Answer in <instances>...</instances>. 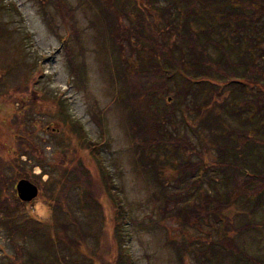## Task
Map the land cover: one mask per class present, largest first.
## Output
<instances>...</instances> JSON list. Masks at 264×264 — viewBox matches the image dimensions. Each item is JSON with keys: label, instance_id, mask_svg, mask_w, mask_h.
Listing matches in <instances>:
<instances>
[{"label": "rangeland", "instance_id": "rangeland-1", "mask_svg": "<svg viewBox=\"0 0 264 264\" xmlns=\"http://www.w3.org/2000/svg\"><path fill=\"white\" fill-rule=\"evenodd\" d=\"M119 1L124 6L117 13V8L112 9L106 0H0V176L8 180L22 176L21 179L30 180L40 189L37 198L25 202L16 190L21 179L10 183L3 192L10 199L14 214L25 222L40 225L44 229L42 232L54 236L53 205L58 199L55 196L54 202H50L48 187L54 183L55 193L62 188L59 166L64 157L62 146L68 138L71 145L78 148L87 174L96 183L101 181L100 167L84 148V143L95 145L97 150L103 148L101 154L113 174L116 189L105 191L102 187L103 192L98 190L102 232L98 223L92 228L101 235L100 246L97 238L90 237L79 252L70 254L66 251L68 242L78 237L73 232L65 234L60 230L61 240L52 239L54 264H68L63 258H75L83 261L81 264H117L121 249L116 235L120 215L118 202L125 207L122 231L126 245L123 248L132 264H203L198 256L201 248L205 249L207 244L210 248L211 241L224 236L235 238L250 255L260 256L259 249L264 252V202L256 209V195L250 205L242 200L223 211L231 220V226L250 228L240 234L227 231L225 222L185 223L184 212L180 216L173 214L179 209L175 203L167 208L168 214L162 212L164 203L156 201L159 188L150 170L156 165L168 182V192L175 191L180 170L176 158L169 159L161 145H152L167 141V138L158 135L152 139L151 132H155L157 122L150 116L159 117L158 123L165 127L160 131L173 136L171 146L177 137L190 140L191 149L186 155L192 154L191 164H214L218 161V145L214 144L209 128L220 112L229 120L226 109L215 105L225 100L229 91L224 88L223 96L215 95L211 105L201 98L198 104H192V93L182 95L183 88L193 87L196 91L198 83L209 80L193 75L196 68L189 63L188 56L187 60L180 59L177 48H188V45L172 35L170 28L169 31L164 29L163 16L147 0H126L128 4L125 0ZM164 1L167 4L171 0ZM189 2L194 3V0L183 3L193 4ZM174 12L171 15H175ZM120 36L121 44L112 41ZM139 43L151 46L153 50L146 49L152 53V59ZM163 44L167 49L161 50L159 56L157 51ZM139 52L142 57L138 56ZM162 57L172 60L165 62L167 65L161 72L155 71L157 68L151 66ZM182 81L187 84L183 86ZM70 120L82 124V137L73 134ZM25 124L34 132L36 147L33 150L20 127ZM195 128L197 130L192 131ZM23 151L29 155H23ZM40 165L49 172L47 175L42 176ZM206 185L207 182L201 186ZM83 191L84 184L73 185L66 196L63 194L62 201H71L73 195H81ZM188 202L189 205L193 203L192 200ZM84 215V212L79 213L82 219ZM3 217L5 214L0 212V221ZM84 221L85 225L87 221ZM2 226L0 261L3 257L14 258L16 254ZM15 238L23 242L22 232ZM36 241L30 239L28 246H22L24 259L30 257L26 253L28 250L41 258L37 251L41 243L35 244ZM92 244L101 251L93 254ZM186 244L188 250L182 248ZM180 249H184L185 254L180 253Z\"/></svg>", "mask_w": 264, "mask_h": 264}, {"label": "trees", "instance_id": "trees-1", "mask_svg": "<svg viewBox=\"0 0 264 264\" xmlns=\"http://www.w3.org/2000/svg\"><path fill=\"white\" fill-rule=\"evenodd\" d=\"M147 1L150 6L160 11L165 21L164 29L169 31L170 28L172 35L183 39L184 43L188 45V48L186 46L177 48L180 59L187 60L188 56L189 63L196 68L193 75L199 76L203 80H209L198 83L196 91L192 90L193 87H190L189 90L183 88L185 93L182 92V95L186 96L192 93V104H198L201 98L205 103L211 105L215 95L222 97L225 89L229 91L225 100L215 103L217 107L226 109L225 115L229 120L225 116H221L220 113L222 112H220L216 114L209 128L214 144L218 145V161L214 164L208 163L207 165L204 162H201V165L191 164L189 158L192 157V154L186 155L191 149L190 140L177 137L171 146L169 143H172L173 136L169 133L164 135L160 129H165V127L158 123L159 117L150 116L154 118L155 123L157 122V125L154 126L155 132H151L152 139L162 135L163 138H167V141L163 140L160 144H149L156 145V147L161 145L165 155L169 154V159H177V167L180 170V177L175 183L177 186L175 191L168 192L170 190L167 189V180L160 175L156 165L153 166L154 170H150V173L152 178H155V184L159 188V193L155 195L156 201L162 202L163 200L164 207L161 208L165 214H168L169 205L175 203L179 209L174 210L173 214L180 216V213L184 212L182 215L185 223L213 225L214 223L225 222L227 231L237 234L243 233L250 228L231 226V220L223 214V211L235 203L242 202V200H245L243 203L250 205L255 195L258 199L256 209L260 208L261 203L264 202V48H261V44L264 43V0H194V3H188H193L192 5H185L184 0H171L167 4L164 0ZM106 2L109 6L111 5L112 9L117 8V13L124 6V3L119 0H106ZM125 2L128 4L126 0ZM172 11H176L174 12L175 15H171ZM192 16H194V20H192ZM112 41L121 44L123 39L120 36V39H112ZM157 44H159L158 41ZM139 45L145 51L147 49L153 50L150 45H142V43ZM164 49H167L165 44L159 47L157 51L159 56L161 50L164 51ZM212 49L213 51H211ZM150 51L148 52L152 59L153 55ZM140 52L138 56L142 57ZM146 57L149 58V56ZM175 58L176 56H173V59ZM169 60L172 59L162 57L160 60L157 59V62L151 67L157 68L155 71L161 72L163 67L167 65L165 62H169ZM184 70L186 71L185 68H183ZM219 77L221 80L218 79ZM219 82L225 85L219 86ZM182 83L184 82L182 81ZM185 84L187 83H184L183 86ZM182 103L183 101H181ZM211 110L213 114V109ZM29 113L30 110L27 114ZM166 119L170 121L169 117ZM133 123L136 125L137 122L133 121ZM70 125L74 135L80 137L82 134L84 135V128L80 122L70 120ZM20 127L25 132L26 142L31 141L33 150L36 147L33 141L34 132L30 130L29 124L28 127L26 124L25 126L20 125ZM196 130L197 128L192 131ZM182 141H185L187 145H184L186 143L182 144ZM84 144V148L97 160L101 171V181L96 183L87 174L82 155L75 145H71V140L67 138L65 146H62L64 147V157L59 166L63 177L62 188L55 193L54 183L48 187L50 202H54L55 196L58 199L57 204L53 205L52 203L55 213L54 236L42 232L44 229L40 225L25 222L22 217L15 215L10 199L4 195L3 190H6L10 183L15 184L18 179L23 177L19 176L20 178L8 180L0 176V212L5 214V217L1 218L0 225L6 229L7 236H10V244L13 245L12 248L16 253L14 258L3 257L0 264H40L42 262L54 264L56 260L51 258L53 255L51 253H54L52 239L56 237L60 239V230L65 234L73 232L78 237L74 242L73 239L68 242L70 245H67L66 251L70 254L79 252L90 237L97 238L96 243L100 246L101 235H98L92 228L99 224L98 228L102 232V220L100 219L102 208L98 200V190L103 192L102 187H104L105 191L108 189L115 191L116 185L113 182V174L105 164L106 159L102 157L103 148L97 150L93 144ZM23 155L29 154L23 151ZM28 159H31V156ZM40 167L42 168V176L49 173L44 166L40 165ZM205 182L208 185L202 187L201 185ZM76 184H84L83 194L73 195L71 201L66 202V199L62 201L63 194H68L73 185ZM191 200L193 203L189 205L188 201ZM117 205V213L120 215L116 235L121 247L117 264H132L129 254L123 248L126 245L122 231L125 224V218H123L125 207L121 205V202L116 203ZM80 212H84L85 215L82 217L86 219L88 224L84 225L85 221L79 216ZM74 213H77L78 217H75ZM15 223L18 224L15 225ZM19 224L20 226H18ZM202 228L200 226V229ZM21 232L23 242H20L21 238L18 240L15 238V235H19ZM30 239L37 240L35 244L41 243L37 248L41 258L35 257L32 255V251L28 250L26 253L30 254V257L24 259L22 246H28ZM64 240L66 241V239ZM97 245L92 244L94 248L90 251L93 254L101 251L100 247L96 248ZM182 248L188 250L189 246L186 244ZM207 248L208 244L205 249L204 247L201 248L198 255L201 256V260L203 259L201 261L203 264L204 262L226 264V261H230L232 264H264V252L262 250L259 249L261 253L257 252L261 254H259L260 256H252L242 249L233 237L224 236L221 240L211 241L210 248L208 250ZM181 252L185 254L184 249H180ZM205 255H209L208 258ZM45 257L48 259L44 260ZM63 259L68 264L69 262L72 264L83 262L75 258L70 259L71 261L67 258ZM85 260L89 261L90 259L85 258ZM182 261L184 262V257Z\"/></svg>", "mask_w": 264, "mask_h": 264}, {"label": "water", "instance_id": "water-1", "mask_svg": "<svg viewBox=\"0 0 264 264\" xmlns=\"http://www.w3.org/2000/svg\"><path fill=\"white\" fill-rule=\"evenodd\" d=\"M16 190L22 201L29 202L34 200L38 194V187L27 179H22L17 183Z\"/></svg>", "mask_w": 264, "mask_h": 264}]
</instances>
